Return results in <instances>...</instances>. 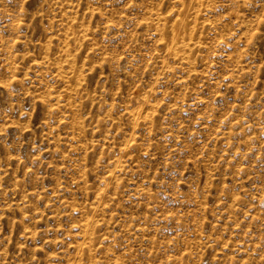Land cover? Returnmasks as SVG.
<instances>
[{
    "label": "rangeland",
    "instance_id": "obj_1",
    "mask_svg": "<svg viewBox=\"0 0 264 264\" xmlns=\"http://www.w3.org/2000/svg\"><path fill=\"white\" fill-rule=\"evenodd\" d=\"M0 264H264V0H0Z\"/></svg>",
    "mask_w": 264,
    "mask_h": 264
},
{
    "label": "bare ground",
    "instance_id": "obj_2",
    "mask_svg": "<svg viewBox=\"0 0 264 264\" xmlns=\"http://www.w3.org/2000/svg\"><path fill=\"white\" fill-rule=\"evenodd\" d=\"M183 25L181 24L180 25V28H178L177 29V31H176V33H174V38H178V37H180L181 35H183L184 33H185V26H183ZM138 110H140V109H138ZM140 113V112H139ZM142 113V112H141ZM137 114H138V112H137ZM136 114V115H137ZM140 115V114H139ZM134 117H137V116H134ZM92 220H93V218H92ZM90 221H91V219H90ZM88 231V230H87Z\"/></svg>",
    "mask_w": 264,
    "mask_h": 264
}]
</instances>
